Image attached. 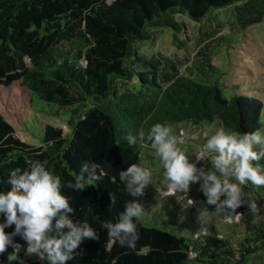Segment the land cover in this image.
<instances>
[{"label":"trees","instance_id":"1","mask_svg":"<svg viewBox=\"0 0 264 264\" xmlns=\"http://www.w3.org/2000/svg\"><path fill=\"white\" fill-rule=\"evenodd\" d=\"M190 22L199 25L194 34ZM262 22L264 0H0V87L21 82L41 113L68 117L66 134L46 125L41 143L33 146L17 138L0 116V190L9 189L11 170L33 162L60 177L73 219L97 233L67 264H264V186L250 182L242 186L243 202L235 210L206 203L203 177L191 183L190 196L198 195L199 208L191 217L201 211L239 216L238 224H224L221 235L212 229L194 239L179 227L167 230L180 220L166 208L142 215L134 248L114 242L103 227L137 201L126 191L121 171L132 164L153 171L155 149L147 134L154 124H167L172 133L192 125L214 128L210 136L220 127L264 134L262 99L226 94L225 73L212 64L213 55L229 47L224 30L233 33ZM165 30L172 39L170 54L137 51L139 43L154 44L158 31L162 37ZM194 149L185 150L190 162H196ZM83 163L96 164L100 179L83 191L67 187ZM259 163L264 166V159ZM196 166L211 171V157ZM251 200L257 203L255 213ZM38 253L29 257L22 248L19 255L23 264H48ZM6 257L7 252L0 259Z\"/></svg>","mask_w":264,"mask_h":264},{"label":"clouds","instance_id":"2","mask_svg":"<svg viewBox=\"0 0 264 264\" xmlns=\"http://www.w3.org/2000/svg\"><path fill=\"white\" fill-rule=\"evenodd\" d=\"M131 139L135 143V139ZM147 140L151 141L152 148L160 157L170 182L168 187L187 193L191 183L203 177L201 189L207 196L208 205L235 210L243 202L242 186L249 182L254 186H264V166L259 163L264 159V134L260 130L241 132L218 128L203 147L204 152L212 154V170L208 172L198 169L196 162L189 161L186 151L178 146L171 126L154 124ZM217 173L225 179H220ZM121 178L126 182L128 194L141 196L145 186L151 183L152 171L140 164H132L121 171ZM99 179L96 164L91 163L89 167V163H83L75 182L67 183V187L83 191L86 184L93 185ZM6 182L9 189L0 190V256L7 252V257L6 261L0 259V264H12L13 261L23 264L19 255L22 248L29 257L43 249V253L38 254L41 261L46 260L48 264H67L83 241L97 239L96 230L89 223L73 219L74 209L61 191L60 177L42 162H33L25 169L17 167L11 170ZM221 196L226 199L220 200ZM111 202H115L114 196H111ZM249 208L257 212L255 200L249 201ZM144 213V204L131 201L125 205L117 222H106L103 227L114 242L134 248L139 239L137 222ZM258 220L257 216L254 222ZM6 228L12 230L5 231ZM17 236L20 240L15 239ZM9 248L12 251L8 252Z\"/></svg>","mask_w":264,"mask_h":264},{"label":"rangeland","instance_id":"3","mask_svg":"<svg viewBox=\"0 0 264 264\" xmlns=\"http://www.w3.org/2000/svg\"><path fill=\"white\" fill-rule=\"evenodd\" d=\"M219 20L225 22L223 17H219ZM190 24V33L194 34L197 30L193 29L194 25L198 29L199 25L194 22H190ZM223 35L229 47L225 46L221 52L215 53L212 57V64L219 68L221 73H225L221 78H225L224 81H226L227 87L229 86L228 89L233 88L229 89L226 94L254 96L264 102V22L233 33L226 29ZM155 37L157 39L154 44L149 41L139 43L137 51L139 53L145 51L148 54L154 51H162L167 55L170 54L173 45L170 42L172 39L169 30H165L162 37L158 31ZM220 44L223 45V41ZM141 45L145 46L143 47L144 50ZM39 110L34 104L30 92L21 82H15L10 87H0V116L12 125L17 138L33 146L41 143L43 127L46 125L60 127L64 134L68 132L67 116L61 112L60 116H49ZM213 131L215 129L212 127L196 128L192 125H185L175 127L173 135L177 137L178 146L183 150L189 147L195 148L191 152V156L195 155L196 162L200 164L208 162L211 157L209 153L203 151L202 143L208 139ZM146 153L148 152L146 151ZM201 155L203 157H200ZM152 159L154 166H152L151 183L145 186L143 195L136 196V200L145 206L144 215L146 217L152 209L166 208L175 216L177 215L180 220L178 226L169 223L166 229L176 231L179 227L180 233H190L194 239L201 234L212 231V229L217 230L216 233L221 235L225 231L224 224H238L239 216L234 219L226 215L218 217L210 214V211H201L191 217L192 212L199 211L198 198H196L198 195L190 196V190L183 193L170 189L168 187L170 182L156 150L152 154ZM186 197V202L181 205ZM242 230V226L236 229L239 237H241Z\"/></svg>","mask_w":264,"mask_h":264}]
</instances>
